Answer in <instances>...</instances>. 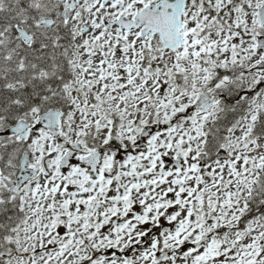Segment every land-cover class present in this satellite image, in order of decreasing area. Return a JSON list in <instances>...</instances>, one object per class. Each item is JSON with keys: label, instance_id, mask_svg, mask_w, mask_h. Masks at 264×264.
<instances>
[{"label": "snow or ice", "instance_id": "1", "mask_svg": "<svg viewBox=\"0 0 264 264\" xmlns=\"http://www.w3.org/2000/svg\"><path fill=\"white\" fill-rule=\"evenodd\" d=\"M0 264H264V0H0Z\"/></svg>", "mask_w": 264, "mask_h": 264}]
</instances>
